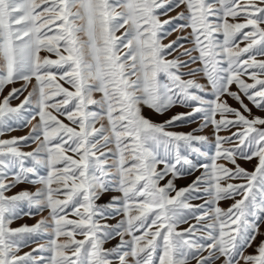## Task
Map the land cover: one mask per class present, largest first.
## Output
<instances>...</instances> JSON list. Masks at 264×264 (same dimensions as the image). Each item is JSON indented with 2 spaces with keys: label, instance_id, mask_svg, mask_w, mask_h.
I'll return each mask as SVG.
<instances>
[{
  "label": "snow or ice",
  "instance_id": "6c2138e0",
  "mask_svg": "<svg viewBox=\"0 0 264 264\" xmlns=\"http://www.w3.org/2000/svg\"><path fill=\"white\" fill-rule=\"evenodd\" d=\"M181 5L185 11L160 19ZM186 28L189 36L163 43ZM189 38L192 48L167 59ZM258 56L264 0H0V92L24 82L0 100V136L36 120L27 136L0 139V264H264V240L244 254L264 235V117L249 107L264 111ZM197 61L199 68L180 71ZM197 73L206 83L183 79ZM177 104L192 110L159 123L143 115V107L164 115ZM198 117L191 133L171 130ZM209 125L214 140L194 134ZM29 141L39 143L25 152ZM239 159H256L254 170ZM22 183L40 187L5 194ZM107 192L120 195L97 205ZM228 199L225 210L219 202ZM44 210L48 217L35 225L10 227ZM113 212L123 218L100 223ZM49 228L46 245L19 255ZM117 236L116 246L103 247Z\"/></svg>",
  "mask_w": 264,
  "mask_h": 264
},
{
  "label": "rangeland",
  "instance_id": "374dc122",
  "mask_svg": "<svg viewBox=\"0 0 264 264\" xmlns=\"http://www.w3.org/2000/svg\"><path fill=\"white\" fill-rule=\"evenodd\" d=\"M162 13V10H158ZM185 11L184 6L181 5L179 8H175L172 11L167 12V15L161 14L160 15V19L161 20H166L169 19L170 17H175L179 12H183ZM177 23H184V21H178ZM172 27H174V25H168L166 26V28L171 31ZM123 32V29H121L120 31H118L116 33L117 36L121 35V33ZM191 32L190 28H186L183 31L180 30H176L173 31L172 34L170 36H168L166 39L163 40L164 44H168L170 41L172 40H176L178 36H184L187 37L189 36V33ZM183 47L178 48L177 51L173 52V54L171 56H168L167 59H172L175 56H178L181 52H183L184 48H192L193 44L191 43V38H189L188 40H182L180 42ZM243 46V45H241ZM42 55H47V53H42ZM198 53L197 52H192V56H197ZM53 59H55L56 57L54 55H52ZM181 60H189L188 56H180ZM257 59H264V56H258ZM200 67V63L199 61H197L194 64H189L188 67L186 68H182L180 71L183 73H187L189 72L190 69H195V68H199ZM189 78H194L197 81H199L200 83H206L205 78L203 76V73H197L194 77H189L188 75H185L183 77V79H189ZM245 79H247V77H245ZM251 82V81H249ZM24 82L23 81H18L16 83L13 84H9L7 85L3 92H0V100L3 99L4 96H7L8 93L13 89V88H20L22 86ZM35 83V80L33 79L32 83L28 85L27 91H25L23 93V95H20L19 98L17 99H12L10 101L11 106L15 107L17 105H19L21 103V101L24 99L25 96L28 95V92L32 90V84ZM232 90L235 91L236 90V86L233 85L232 86ZM97 98L99 96V94H96ZM225 99H227V102L233 107V108H238L239 105L237 104L236 101H234L231 98H227L225 97ZM245 103H248L247 100H245ZM249 107L252 109V114L253 116H257V117H264V111H261L257 108H255L253 105H251L249 103ZM191 108L188 107H184L181 106L179 104H177L176 106H174L173 108H171L168 112H166L164 115H157L155 114L151 109L147 108V107H143V115L149 119H151L154 122H163L167 119H169L171 116L177 114V113H186L191 111ZM35 112V104L33 103V105H31V107L28 108V110L25 112L26 116H31L33 115ZM67 122V121H65ZM13 124V126L16 125L15 121L11 122ZM36 123V120H32V122L30 124H28L26 127H20L17 128V130L15 131H11V132H7L5 133L3 136H0V139H9L13 136L15 137H20V136H27L30 131L32 126ZM101 123H106L105 121H100L96 124V127H100ZM203 123V120L200 119L199 117L195 120V122H185V123H178L177 126L171 128L172 131L175 132H182V133H191L193 132L194 129H198L200 127V125ZM232 131H236V129H232ZM214 129L212 126H208L205 127L202 131H197L194 134L195 135H203V136H207L209 138V140H214ZM220 135L222 136H229L231 135L230 132L227 131H223L220 133ZM39 143V141L36 142H31L29 141L27 146H22V150L25 152H29L32 151L33 149H35L37 147V144ZM111 147V145L109 146ZM224 147H230V145L225 144ZM203 150H207L206 148ZM214 151V149H213ZM193 159H195L193 157ZM207 162V161H206ZM109 163H111V160L109 161ZM219 163H223L226 164L229 168L233 167L230 163H228L227 161H219ZM237 163L245 168L247 171L251 172L254 170L255 165L257 163L256 159H253L251 161L248 160H243V159H239L237 161ZM162 167V165H161ZM203 171V169H200L199 171H195L194 173H192L191 175H187L184 176L183 178H179L175 181V185L176 188H183L188 186L189 184L192 183L193 180H195V178L197 176H199L201 174V172ZM12 179L11 173H9V175L7 176V178L5 179V183H9ZM167 179L165 178V180L161 181V184H165L167 183ZM231 183H241L242 181L240 180H233L230 181ZM40 187V185H32V184H28V183H22L17 185L16 187L11 188L10 191H7L5 194L8 196L14 195L22 190H28L31 192H35L36 189ZM120 193L118 192H107L104 193L97 201L96 204L97 205H107L113 196H119ZM172 195H175V193H172ZM236 199H240L239 196H236ZM204 201L200 200V199H196V200H192L191 203L195 204H202ZM233 203V200L228 199V200H221L219 202V206L223 209H227L228 207H230V205ZM22 208L26 211L27 210V205H22ZM35 211V210H33ZM49 213L47 210H44L42 212H37L36 214L32 215V216H28V215H22L20 218L13 220V222L11 223L10 227L12 228H18L21 227L22 225H28V226H33L35 225L39 220L44 219L46 217H48ZM70 219H74L75 217L70 216ZM123 217L122 215H116L114 212L111 213L110 218L108 219H100V223L101 224H108V225H115L119 220H121ZM191 223H195V220H189V223L186 224H181L179 225V229H184L187 228L189 226V224ZM51 231V229H47L45 231V233L43 235H41L38 239H36L35 242H30L28 243L27 246L22 247L20 250L19 255H23L26 252H31L34 248H36L39 244H47L48 241V233ZM259 231L260 233L264 234V224H261L259 227ZM82 236H77V239H82ZM128 237H125V239H127ZM120 237L117 236L114 239L108 240L104 243L103 247L105 249H111L114 246H116L119 243ZM261 240H264V235H257L255 241L252 243V246L247 248L244 252L245 255L248 254H252L255 252V249L257 247V245L260 243ZM33 255H43V256H48L49 253L44 252V253H33ZM203 255H207V252H204ZM190 264H196V260H191ZM216 264H222V260H217ZM241 264H243V261H241Z\"/></svg>",
  "mask_w": 264,
  "mask_h": 264
}]
</instances>
